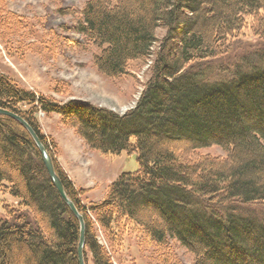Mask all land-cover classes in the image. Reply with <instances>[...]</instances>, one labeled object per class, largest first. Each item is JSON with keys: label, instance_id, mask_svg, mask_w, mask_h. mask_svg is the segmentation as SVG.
I'll use <instances>...</instances> for the list:
<instances>
[{"label": "trees", "instance_id": "1", "mask_svg": "<svg viewBox=\"0 0 264 264\" xmlns=\"http://www.w3.org/2000/svg\"><path fill=\"white\" fill-rule=\"evenodd\" d=\"M248 19L264 46V0H86L75 30L98 49L93 65L100 73L126 75L130 61L153 55L140 95L124 113L74 98L60 103L0 71V108L34 130L82 215L85 262L88 249L93 264H112L92 232L93 211L107 231L120 234L131 221L149 242L177 240L193 264H264V223L239 208H264V63L245 56L236 65L217 62L235 49ZM158 28L165 29L161 38ZM212 72L218 77L210 79ZM38 108L57 113L103 154L137 151L138 169L120 173L97 202L82 204L49 150ZM212 146L224 155L194 154ZM0 190L17 204L5 205L0 218V264H79L80 222L33 137L6 114H0Z\"/></svg>", "mask_w": 264, "mask_h": 264}, {"label": "rangeland", "instance_id": "2", "mask_svg": "<svg viewBox=\"0 0 264 264\" xmlns=\"http://www.w3.org/2000/svg\"><path fill=\"white\" fill-rule=\"evenodd\" d=\"M85 2L0 0V71L20 87L60 103L74 98L124 113L134 107L146 83L153 55L130 61L126 75L114 78L100 73L93 65L98 49L75 30ZM6 15L21 20L4 22L2 17ZM247 23L235 40V49L217 61L220 65H236L243 56L264 63V46L249 26V19ZM164 32V28H158L157 37L161 38ZM214 73L209 75L210 79L218 77ZM29 105L21 104L23 108ZM35 116L50 144V152L72 181L82 204L97 202L120 173L138 169L137 151L123 149L118 154H103L90 148L72 127L62 125L57 113L46 114L38 108ZM194 154L223 156L224 151L212 146L196 150ZM62 161L69 162L72 179ZM5 205L16 206V199L0 190V218L6 215ZM239 208L245 215L264 223L261 205L253 203ZM88 216L92 232L112 264H193V254L175 239L152 243L134 222L124 223L119 234L116 229L107 231L93 211H88ZM86 260V264H93L88 249Z\"/></svg>", "mask_w": 264, "mask_h": 264}, {"label": "water", "instance_id": "3", "mask_svg": "<svg viewBox=\"0 0 264 264\" xmlns=\"http://www.w3.org/2000/svg\"><path fill=\"white\" fill-rule=\"evenodd\" d=\"M0 114H6V115H10L13 118H15L16 120H18L30 133V135L33 137L40 153L42 156V161L43 164L47 170L48 176L51 179L54 187L56 188V190L58 191L59 195L63 198V200L67 203V205L69 206L70 210L72 211V213L78 218L79 222H80V234H79V240H78V244H77V258H78V262L79 264H86L84 261V246H85V233H84V222H83V218L82 215L79 213L78 209L76 208L75 204L68 198V196L66 195L62 182L58 176V174L56 173L54 166H53V162L52 159L50 157V155L47 153L46 148L44 147V145L42 144V142L40 141V139L38 138L37 134L34 132V130L29 126V124L19 115L8 111L6 109L0 108Z\"/></svg>", "mask_w": 264, "mask_h": 264}, {"label": "crops", "instance_id": "4", "mask_svg": "<svg viewBox=\"0 0 264 264\" xmlns=\"http://www.w3.org/2000/svg\"><path fill=\"white\" fill-rule=\"evenodd\" d=\"M62 166L64 167L65 171L67 172V174L70 176V178L72 179V174H71V167L69 165V162H61Z\"/></svg>", "mask_w": 264, "mask_h": 264}, {"label": "bare ground", "instance_id": "5", "mask_svg": "<svg viewBox=\"0 0 264 264\" xmlns=\"http://www.w3.org/2000/svg\"><path fill=\"white\" fill-rule=\"evenodd\" d=\"M84 261H85V259H84ZM79 263V262H78ZM86 263V262H85Z\"/></svg>", "mask_w": 264, "mask_h": 264}]
</instances>
